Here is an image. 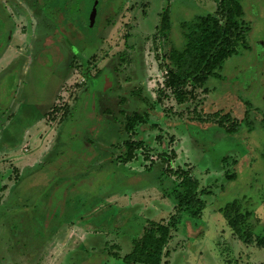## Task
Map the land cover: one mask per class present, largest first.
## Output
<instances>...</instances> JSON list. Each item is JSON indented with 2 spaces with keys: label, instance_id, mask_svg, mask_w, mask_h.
I'll use <instances>...</instances> for the list:
<instances>
[{
  "label": "rangeland",
  "instance_id": "obj_1",
  "mask_svg": "<svg viewBox=\"0 0 264 264\" xmlns=\"http://www.w3.org/2000/svg\"><path fill=\"white\" fill-rule=\"evenodd\" d=\"M167 1L170 31L160 38ZM45 2L57 0H0L15 26L6 44L0 32V264H124L147 220L170 223L161 264H264L221 213L236 200L253 236L264 233V0L241 3L248 49L181 103L161 83L166 56L182 43L181 23L215 14L212 0H108L89 30L71 5L85 0H59L41 28ZM83 59L91 76L109 68L118 90L107 70L87 82ZM119 89L150 102H131L146 110L132 132L117 122ZM220 120H233L235 134L214 127ZM127 139L139 146L122 163ZM182 174L198 182L197 217L177 215Z\"/></svg>",
  "mask_w": 264,
  "mask_h": 264
},
{
  "label": "trees",
  "instance_id": "obj_2",
  "mask_svg": "<svg viewBox=\"0 0 264 264\" xmlns=\"http://www.w3.org/2000/svg\"><path fill=\"white\" fill-rule=\"evenodd\" d=\"M92 1L93 4L91 0H85V5L82 8L81 4L78 3L81 24L85 30H89L92 18H95L96 13L98 16V13H101L106 7V1L108 2V0ZM212 1L216 4L215 14L196 16L191 21L181 23L179 27L182 43L179 46L171 45L166 56L168 66L161 83L163 87L165 86L173 93L175 99L180 103L187 98L193 97L196 91L202 90L208 78H221L219 72L224 63L230 57L239 54L242 48L243 50L248 49L246 36L250 26L243 18L242 0ZM169 31L170 10L167 1L159 14L158 34L160 38H164ZM94 39V37L90 38L93 42ZM118 59L121 60L123 57L119 56ZM122 61H125V59ZM83 65L82 75L87 82L92 78H97L100 73L108 71L113 78V82H115L112 89L118 90L113 77L114 73L109 68H103L94 76H91L87 69V61H84ZM101 79L103 78L101 77ZM110 86L112 85L107 86L106 89L110 90ZM101 87L100 90H105V84H102ZM119 91L123 94L113 95V97L118 96L119 99L115 107H118L119 114H123L124 117L120 120L117 118L118 121L114 118V121L119 122L124 130L132 132L135 126L143 120V116H146V110L136 111L135 108L132 109L131 102L138 100L144 105H148L150 102L147 97L144 98L140 95L139 90L129 95L122 89H119ZM110 92L113 91L110 90ZM126 101H128L132 110L130 113H127L125 108H121V104ZM103 112L109 111L105 109ZM224 117L222 120L228 122V118ZM222 120H220V123L214 124V127L220 128L223 132L230 135L235 134L237 127L234 126L233 120L231 121L232 128L226 127V123L222 122ZM138 146V143L130 139L123 142L122 163H127L134 159L135 149ZM226 159L225 157L222 158L221 162H226ZM234 176V174H231L228 178H234ZM180 177L179 187L181 191L177 199V215L188 213L193 217H197L201 208V203L195 199L198 182L186 174H182ZM239 207L237 201L233 200L222 209L221 213L226 220L227 226L243 243L254 244L264 252V233L253 236L246 224L250 213L241 211ZM169 239L170 223L163 224L147 220L141 233L132 240L131 250L122 257V260L124 264H161L162 258L166 255L164 250ZM111 255L117 259L119 258L117 252H112Z\"/></svg>",
  "mask_w": 264,
  "mask_h": 264
},
{
  "label": "flooded vegetation",
  "instance_id": "obj_3",
  "mask_svg": "<svg viewBox=\"0 0 264 264\" xmlns=\"http://www.w3.org/2000/svg\"><path fill=\"white\" fill-rule=\"evenodd\" d=\"M26 1V0H25ZM30 3H28L29 4V7H35V6H33L34 4L31 2V1H29ZM58 2H59V0H57V2L56 3H50V5H47L46 4V2L45 3H42L41 4V6H40V8L42 9V14H43V19H42V23H43V25L41 26V28H44V26H46L47 24H52L53 25V23H52V21H47V20H45L46 19V15H45V13H44V11H46V10H52V9H55V7H57V5H58ZM62 2V1H61ZM60 2V3H61ZM78 2H73L71 5H73V7H74V4H75V6H78V4H77ZM107 1H106V5H107ZM67 4H68V2H67ZM77 4V5H76ZM23 6H24V4H23ZM31 9H33L34 11H36L37 9H34V8H31ZM66 9V6H64V8L61 10V12H60V10H57V8H56V11L57 12H59L60 13V15H62V16H64L65 15V10ZM105 9V8H104ZM77 12H79V8L77 7ZM102 13V12H101ZM101 13H98V16H97V13H96V15H95V23L93 24V22H92V26L91 27H93L94 25L96 26V24L98 23L97 21H99L100 20V15H101ZM48 14H50L49 13V11H48ZM25 15V14H24ZM80 16V15H79ZM27 20V19H26ZM25 20V21H26ZM43 20H44V22H43ZM76 21V24H78L79 26L80 25H82L81 24V20L79 19H77V20H75ZM92 21V20H91ZM3 22V25L2 24H0V28H2L1 30H0V32H3V34H4V41H3V43H5L6 44V42H8L9 40L11 41V38H12V36H13V32H14V30H15V26L13 25L14 24V18L10 15V13H8L7 12V10L6 9H4V8H2L1 7V5H0V23H2ZM66 22H68V24H70V21L69 20H67ZM14 26V27H13ZM4 29V30H3ZM98 29V28H97ZM3 30V31H2ZM97 31V30H96ZM95 33H97V32H95ZM52 35L53 34H50L49 36H47V35H45V37L42 39V42H43V44H44V42L46 41V42H48L49 41V38H51L52 37ZM94 41H96V34H95V36H94ZM48 39V40H47ZM58 42V39L56 38V40H54V43L53 44H56ZM94 43V42H93ZM70 44V47H69V49L70 50H72V45H73V43L72 42H70L69 43ZM3 46H4V44H2V43H0V49H2L3 48ZM70 55H71V58H72V60H71V62H70V67H71V69H73L74 68V66H75V61L76 60H78V57H76V54H71L70 52H68ZM83 61V63L82 64H84V59L82 60ZM83 74V73H82ZM93 76V75H92ZM85 80V79H84ZM49 109H51V108H49ZM51 111H52V109H51Z\"/></svg>",
  "mask_w": 264,
  "mask_h": 264
}]
</instances>
